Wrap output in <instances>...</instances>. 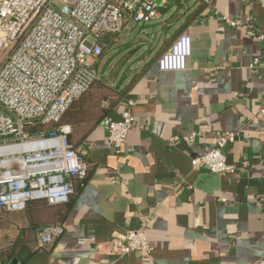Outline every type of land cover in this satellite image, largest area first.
Returning a JSON list of instances; mask_svg holds the SVG:
<instances>
[{
    "label": "crops",
    "instance_id": "1",
    "mask_svg": "<svg viewBox=\"0 0 264 264\" xmlns=\"http://www.w3.org/2000/svg\"><path fill=\"white\" fill-rule=\"evenodd\" d=\"M158 11L156 20L135 25L153 49L136 55L139 65L130 64L116 94L135 77L129 87L111 108L92 101L96 117L107 109L120 120L130 110L122 151L102 122L85 125L82 140L67 124L88 171L56 221L63 232L49 245L39 241L43 201H33V211H6L0 264H264V117H255L264 106V0H160ZM181 33L191 39L186 68L160 71L152 58ZM117 56L109 62L116 70ZM224 131L235 134L224 151L234 173L193 168L191 159ZM143 223L149 252L107 253L109 238Z\"/></svg>",
    "mask_w": 264,
    "mask_h": 264
},
{
    "label": "built area",
    "instance_id": "2",
    "mask_svg": "<svg viewBox=\"0 0 264 264\" xmlns=\"http://www.w3.org/2000/svg\"><path fill=\"white\" fill-rule=\"evenodd\" d=\"M156 1L0 0V210L20 211L32 201L64 203L74 193L75 181L84 185L88 164L69 139L70 126L58 122L96 79L95 65L106 37L117 36L128 24L156 20ZM190 55L191 39L181 33L157 58V68L184 70ZM111 104L101 102L105 108ZM255 117L263 119L264 106ZM102 126L119 153L133 117L124 109L120 120L106 116ZM194 138L193 133L189 142ZM234 139L233 132H217L214 146L194 156L192 167L234 173L224 152ZM62 232V225L50 224L38 231V238L49 245ZM106 247L114 257L149 252L146 225L109 238Z\"/></svg>",
    "mask_w": 264,
    "mask_h": 264
},
{
    "label": "trees",
    "instance_id": "3",
    "mask_svg": "<svg viewBox=\"0 0 264 264\" xmlns=\"http://www.w3.org/2000/svg\"><path fill=\"white\" fill-rule=\"evenodd\" d=\"M113 42L114 39H112L111 36L106 37V39L102 42V52L98 56L95 65L97 72L96 79L86 91H84L77 99H75L70 103V105L67 107L66 111L60 118V121L58 122V124H69L73 128L79 130L80 131L78 132L79 140H82V138L87 134V131L84 129L85 125L91 123L92 121H93V125L100 124L108 114V110L104 109L103 111L104 114H102L100 117H96L94 110L92 108V101L95 98L99 97L105 100H111L112 102L111 106L115 105L116 101L120 99V97L129 87L130 82L135 78L133 77L127 84L123 85L122 89L116 94V84L120 86V84L125 80L126 72L130 66V64H128L125 65V67H123V65L126 62L124 55L128 56L129 55L128 53L131 54V48L128 47L130 46L129 45L130 43L118 46L117 48L118 52L119 53L124 52V54H122L121 58L117 60V64H119V67L116 70L109 66V62L113 58V55L109 56V54L111 53V51L116 49ZM164 51L165 50L163 51L159 50L152 58V60L157 59ZM99 63H102L100 67H99ZM69 139L74 147L78 146L79 143L73 142L72 137H69ZM79 187L80 186H77L73 194L78 192ZM69 204L70 203L68 201V202H64L63 204H56V205L49 204L47 202H44L42 203V205H39L36 211H38V214H40L41 212L45 214V219L43 220V224L39 228L41 229L44 226L50 224H59L56 221H61L63 219V217L68 211ZM33 205H36L35 203H33V201L29 202L25 207L26 211L35 210L33 209V207H30ZM2 211L3 210H0V212ZM2 213L5 214L6 211H3Z\"/></svg>",
    "mask_w": 264,
    "mask_h": 264
},
{
    "label": "rangeland",
    "instance_id": "4",
    "mask_svg": "<svg viewBox=\"0 0 264 264\" xmlns=\"http://www.w3.org/2000/svg\"><path fill=\"white\" fill-rule=\"evenodd\" d=\"M137 31H138V26H135V25L133 26L132 24L131 25L129 24L122 30V32L120 34H118L117 36H111V38L114 39L113 44L116 47V49L120 45L130 43L129 44L130 46H128V47L131 48V54L128 53L129 54L128 56L124 55V58L126 59L125 60L126 65L133 64L132 65L133 69H135L134 66L139 65V64H137L136 61L140 60V59L139 58L136 59L137 58L136 55H138L139 57H141L140 54L147 56V51L153 42V39L151 37H147L148 34L144 35V33H142L141 34L142 36H141L140 34H137ZM133 47H136V48H133ZM153 47H155V46H153ZM152 49L150 48V50H152ZM112 53H113V51H111L110 54H112ZM118 53H119L118 50L114 51L113 57H115L114 58L115 60H116V56ZM119 56H122V55L119 54L117 57L119 58ZM2 212H0V223H1L2 217L5 216V214Z\"/></svg>",
    "mask_w": 264,
    "mask_h": 264
},
{
    "label": "water",
    "instance_id": "5",
    "mask_svg": "<svg viewBox=\"0 0 264 264\" xmlns=\"http://www.w3.org/2000/svg\"><path fill=\"white\" fill-rule=\"evenodd\" d=\"M156 3L160 4V0H157ZM8 264H20V262L17 259L13 258Z\"/></svg>",
    "mask_w": 264,
    "mask_h": 264
}]
</instances>
